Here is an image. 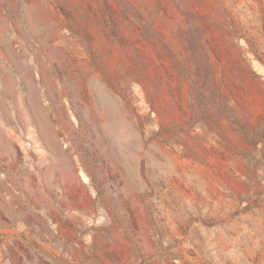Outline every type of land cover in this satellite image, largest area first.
Segmentation results:
<instances>
[{
  "label": "rangeland",
  "instance_id": "374dc122",
  "mask_svg": "<svg viewBox=\"0 0 264 264\" xmlns=\"http://www.w3.org/2000/svg\"><path fill=\"white\" fill-rule=\"evenodd\" d=\"M0 264H264V0H0Z\"/></svg>",
  "mask_w": 264,
  "mask_h": 264
}]
</instances>
